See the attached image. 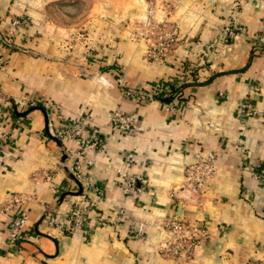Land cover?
<instances>
[{"label": "crops", "instance_id": "0c3cea01", "mask_svg": "<svg viewBox=\"0 0 264 264\" xmlns=\"http://www.w3.org/2000/svg\"><path fill=\"white\" fill-rule=\"evenodd\" d=\"M28 1L0 0V264L264 262V184L249 170L264 166V116L240 113L244 100L264 110V46L256 39L264 0H145L154 19L178 27L163 57L149 54L159 36L152 27L134 38L117 30L93 58L76 60L57 30L38 33L29 14L10 25ZM225 25L241 31L226 41ZM155 85L160 97L150 92ZM113 108L139 128L125 133L111 125ZM51 120L79 122L83 135L99 129L104 149L88 148L83 168L90 188L68 168L75 140L56 138ZM208 150L217 164L204 191L177 189L184 164ZM129 174L145 178L142 189L122 190ZM79 199L88 215L83 230L46 222L48 209L62 217ZM17 216L26 220L12 245L8 225ZM172 216L189 223V258L163 249Z\"/></svg>", "mask_w": 264, "mask_h": 264}, {"label": "built area", "instance_id": "2783aa9c", "mask_svg": "<svg viewBox=\"0 0 264 264\" xmlns=\"http://www.w3.org/2000/svg\"><path fill=\"white\" fill-rule=\"evenodd\" d=\"M147 20L146 23L150 27L156 28L159 32V36L156 40L150 41L148 46V51L150 56L154 58L163 57L166 52L170 49V46L174 44L178 38L177 24L172 23L169 26L166 21L156 20L153 17V6L150 4L146 10ZM24 23L23 16H14L10 25L18 27ZM241 27L237 25H225L223 27L224 39L228 41L231 38L237 37L240 33ZM143 35V32H138L137 37ZM256 39L261 46H264V20L261 22L260 28L256 35ZM5 57L4 54L0 51V70L4 67ZM118 81L123 82L122 77H118ZM159 85L151 87L150 92L152 94L160 93ZM127 94H137L136 89L126 88ZM30 104H35L36 100L32 99L29 102ZM47 104H51L49 100L46 101ZM240 113L243 116L256 115L261 113L264 116V110L259 112L255 108L249 106L247 100H244L240 103ZM109 123L115 126L121 132H130L139 128V124L136 119L131 115L120 108H113L108 112ZM51 126L53 135L62 139L65 137L73 138L75 140V146L69 150V154L66 156L69 157L68 168L73 177L78 180L82 187L85 189L90 188V182L84 173V166L90 163L91 160L87 156V149L90 147H96L99 150H103L105 146V141L102 136L99 134V129L94 127L91 129L90 133L83 135V127L79 122L75 121H63L59 124L53 125L52 120L48 122ZM210 127L218 129V126L209 122ZM5 133L0 134V144L1 140L5 138ZM126 159L130 160L132 158V153L129 152L126 155ZM217 164V155L213 150H208L206 153L197 158L186 162L183 167V176L180 180L177 189L182 192H187L188 194L202 193L207 181L214 175L216 172ZM251 176L258 180L260 183L264 184V166H258L251 164L249 166ZM47 178L49 175L46 174ZM146 180L143 176L138 174H129L123 182L122 190L124 192H131L132 190H140L145 185ZM98 189V188H94ZM119 213L122 214V210H119ZM88 219L83 200L79 199L73 203L69 210L63 214L62 217H59L53 209H48L45 213V220L51 226H56L59 229L66 232H73L75 230H83L86 226ZM26 220L25 216H17L12 218L9 222V243L15 245L19 238L20 228L23 226ZM189 223L184 221L180 216H172L167 219L166 226L171 233V237L167 239L166 243L163 246V249L170 255L180 256L181 258H189L193 248L194 241L191 235L188 232ZM202 231H204L202 229ZM203 234H205L203 232Z\"/></svg>", "mask_w": 264, "mask_h": 264}, {"label": "rangeland", "instance_id": "374dc122", "mask_svg": "<svg viewBox=\"0 0 264 264\" xmlns=\"http://www.w3.org/2000/svg\"><path fill=\"white\" fill-rule=\"evenodd\" d=\"M28 2L31 6L25 3L23 14L16 16H23L25 22L28 19L26 15L29 14L37 30L40 31L38 33L43 30H57L67 46L68 55H74L73 60L83 56L93 58L95 53L100 52L106 40L109 42L108 38H115L113 33L117 30L121 32L127 30L126 36L134 38V34L138 32H143V35L138 37H145L146 29L152 28L146 23L148 5L145 0H31ZM31 9H34L33 12ZM254 263L256 264L255 260Z\"/></svg>", "mask_w": 264, "mask_h": 264}, {"label": "water", "instance_id": "95a60500", "mask_svg": "<svg viewBox=\"0 0 264 264\" xmlns=\"http://www.w3.org/2000/svg\"><path fill=\"white\" fill-rule=\"evenodd\" d=\"M180 210H181V204L178 205V211H177L178 214L180 213Z\"/></svg>", "mask_w": 264, "mask_h": 264}, {"label": "trees", "instance_id": "16d2710c", "mask_svg": "<svg viewBox=\"0 0 264 264\" xmlns=\"http://www.w3.org/2000/svg\"><path fill=\"white\" fill-rule=\"evenodd\" d=\"M136 91L139 92L138 90H136ZM159 95H160V94H157V97H160Z\"/></svg>", "mask_w": 264, "mask_h": 264}]
</instances>
